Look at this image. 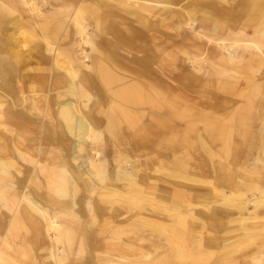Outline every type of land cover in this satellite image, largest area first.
<instances>
[{
  "label": "bare ground",
  "instance_id": "bare-ground-1",
  "mask_svg": "<svg viewBox=\"0 0 264 264\" xmlns=\"http://www.w3.org/2000/svg\"><path fill=\"white\" fill-rule=\"evenodd\" d=\"M216 252L264 264V0H0V264Z\"/></svg>",
  "mask_w": 264,
  "mask_h": 264
},
{
  "label": "rangeland",
  "instance_id": "rangeland-1",
  "mask_svg": "<svg viewBox=\"0 0 264 264\" xmlns=\"http://www.w3.org/2000/svg\"><path fill=\"white\" fill-rule=\"evenodd\" d=\"M151 156H152V154H149V155H140V156H136V157L133 156L132 158H133V160H135L137 162V168L147 169V166L145 165V162L148 160V157H151ZM154 169H156V171L153 174H154V176H157V178H159V179H162V180H170V181L171 180H176V181H180L181 180L179 178H174L171 175H169V174H171L173 172L176 175L178 173H180V171L178 172V170L175 168V166L173 164H170L168 166L163 167V165H160L159 163H156ZM159 182H161V181H159ZM250 193L251 192L248 193L249 196L251 195ZM133 231L134 230L131 229V232H133ZM128 233L131 234L130 232H128ZM122 236L124 237L125 234H123ZM213 251H215V250H213ZM217 255H219L218 252H216V255L214 254L212 257H210V259L208 260V262L205 263V264H212L213 261H214V259L217 258ZM237 263H239V261H233V264H237ZM178 264H186V263H178Z\"/></svg>",
  "mask_w": 264,
  "mask_h": 264
}]
</instances>
